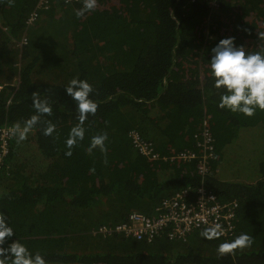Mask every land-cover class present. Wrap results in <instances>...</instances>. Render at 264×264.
Instances as JSON below:
<instances>
[{
	"label": "trees",
	"instance_id": "obj_1",
	"mask_svg": "<svg viewBox=\"0 0 264 264\" xmlns=\"http://www.w3.org/2000/svg\"><path fill=\"white\" fill-rule=\"evenodd\" d=\"M35 3L0 0V128L23 125L34 114V92L53 109L26 140L7 138L0 213L9 216L16 238L48 264H264V159L250 157L257 174L251 185L216 177L243 130L264 137V111L248 118L219 109L207 68L220 39L234 36L249 51L264 48V0H97L81 17L75 12L82 0H52L35 22L42 24L29 27ZM75 77L92 84L99 107L83 124L84 141L65 157L64 141L78 120L64 89ZM46 120L56 125L48 137L42 134ZM206 129L213 153L202 175L200 133ZM133 131L152 144L158 160L137 153ZM99 134H107L106 151L89 153ZM23 147L28 160L39 158L30 173L19 162ZM182 151L196 159L174 158ZM202 183L217 200L238 202L234 236L250 234V248L221 257L216 248L223 239L205 240L202 230L185 242L165 234L138 241L113 231L131 212L152 217L172 194ZM102 227L112 231L101 234Z\"/></svg>",
	"mask_w": 264,
	"mask_h": 264
},
{
	"label": "clouds",
	"instance_id": "obj_2",
	"mask_svg": "<svg viewBox=\"0 0 264 264\" xmlns=\"http://www.w3.org/2000/svg\"><path fill=\"white\" fill-rule=\"evenodd\" d=\"M96 7L97 0H82V7L76 10L75 15L84 16ZM235 41L234 36H229L220 39L211 49L207 59L208 76L211 79L212 89L219 93L217 107L250 118L257 111H264V48L258 47L255 51H249V47L238 46ZM64 92L73 102L78 120V123L71 127L64 141L66 148L64 155L71 157L72 149L85 139L84 122L96 115L99 105L91 98L94 89L87 79L72 78L68 81ZM32 108L34 114L24 121L23 125L15 123L8 129V134L18 142L27 139L28 134L41 124L42 117H50L53 113L48 99L42 98L40 92L32 94ZM43 124L42 134L46 137L52 136L56 131V125L51 120L43 121ZM107 139V134L93 136L88 152L92 153L96 149L105 152ZM225 231L224 225L215 222L202 229L200 236L205 240L219 241ZM252 244L253 237L242 232L232 239H224L218 243L216 251L223 257L235 254L237 249L250 248ZM0 264H48L44 255L33 252L16 238L9 216L3 213H0Z\"/></svg>",
	"mask_w": 264,
	"mask_h": 264
},
{
	"label": "built area",
	"instance_id": "obj_3",
	"mask_svg": "<svg viewBox=\"0 0 264 264\" xmlns=\"http://www.w3.org/2000/svg\"><path fill=\"white\" fill-rule=\"evenodd\" d=\"M58 1L69 4L77 0ZM51 3L52 0H36L35 6L26 19V25L32 26L41 17L43 11H48L51 8ZM211 6L217 7L216 2H213ZM20 43L25 45L26 39L22 38ZM130 137L139 155L149 160H158L149 141L143 139L136 131L131 132ZM7 138L12 139L8 134V129L0 128V168L9 152ZM200 138L204 154L199 161L198 170L202 175H207L206 165L212 157L213 140L207 129L200 133ZM174 158L183 162H191L196 159V155L191 151H182ZM237 208L238 202L235 199L221 202L202 183L194 189L184 188L172 194L162 202L158 214L156 209V215L152 217L139 212H131L127 215L125 222L115 226L113 231L125 237L136 238L138 241L151 242L154 238L165 234L170 240L185 242L194 231L202 230L219 222L224 225L226 230L221 239H232L236 232L234 219ZM111 231L102 227L99 233L108 234Z\"/></svg>",
	"mask_w": 264,
	"mask_h": 264
},
{
	"label": "rangeland",
	"instance_id": "obj_4",
	"mask_svg": "<svg viewBox=\"0 0 264 264\" xmlns=\"http://www.w3.org/2000/svg\"><path fill=\"white\" fill-rule=\"evenodd\" d=\"M35 24V23H34ZM33 24V25H34ZM42 24V21L37 22L35 27H39ZM18 46L21 47L20 41H18ZM7 73V71H6ZM8 74V73H7ZM14 81L17 80V76H11ZM41 81H46V78L43 77ZM249 131V129H245L239 135V139L232 143L226 150V158L223 161L221 167H219L218 171L216 172V177L221 178L223 181H227L228 183L232 184H240V185H251L257 178L256 170L249 167L251 163V159L249 157H253V160L256 158L257 155H260L261 159H264V147L261 148L260 144L261 141L264 140L263 136L258 134V131ZM256 148V150H255ZM262 151H261V149ZM24 151L22 152V156L19 158V162H23L24 164L27 163L26 170L28 173L31 172L30 167H37L39 164V158L35 159L33 162L28 160L30 151L23 147ZM260 149V150H259ZM137 151V150H136ZM31 162V163H30ZM249 162V165H248ZM255 165L257 162H253ZM252 171V174H251ZM35 176V171L32 170ZM244 178H248L249 180L243 181ZM32 179V177L30 178ZM245 213H249V210L246 209ZM238 222V219H237ZM197 233H194L189 237V239H193ZM188 239V240H189Z\"/></svg>",
	"mask_w": 264,
	"mask_h": 264
},
{
	"label": "crops",
	"instance_id": "obj_5",
	"mask_svg": "<svg viewBox=\"0 0 264 264\" xmlns=\"http://www.w3.org/2000/svg\"><path fill=\"white\" fill-rule=\"evenodd\" d=\"M249 159H250V157H249ZM248 165H249V162H248ZM249 167H250L251 169H253L255 166L250 164ZM217 171H218V169H217ZM217 171H216V172H217ZM251 174H252V171H251ZM253 175H256V173H255V174H252V176H249V177H253ZM245 180H249V179H248V178H244L243 181H245Z\"/></svg>",
	"mask_w": 264,
	"mask_h": 264
},
{
	"label": "water",
	"instance_id": "obj_6",
	"mask_svg": "<svg viewBox=\"0 0 264 264\" xmlns=\"http://www.w3.org/2000/svg\"><path fill=\"white\" fill-rule=\"evenodd\" d=\"M17 82H18V81H17V80H15V81H14V84H17Z\"/></svg>",
	"mask_w": 264,
	"mask_h": 264
}]
</instances>
